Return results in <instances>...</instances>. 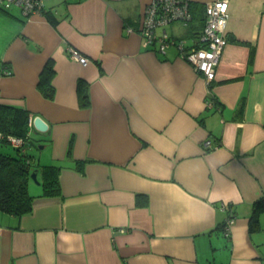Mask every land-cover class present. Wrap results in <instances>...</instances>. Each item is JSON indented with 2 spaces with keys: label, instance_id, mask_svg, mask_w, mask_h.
I'll use <instances>...</instances> for the list:
<instances>
[{
  "label": "crops",
  "instance_id": "1",
  "mask_svg": "<svg viewBox=\"0 0 264 264\" xmlns=\"http://www.w3.org/2000/svg\"><path fill=\"white\" fill-rule=\"evenodd\" d=\"M212 1L155 33L198 46ZM45 2L0 8V105L29 113L32 165L59 169L61 196L36 173L32 211L0 212V264H264V0L228 1L212 82L175 45L144 46L152 0Z\"/></svg>",
  "mask_w": 264,
  "mask_h": 264
},
{
  "label": "built area",
  "instance_id": "2",
  "mask_svg": "<svg viewBox=\"0 0 264 264\" xmlns=\"http://www.w3.org/2000/svg\"><path fill=\"white\" fill-rule=\"evenodd\" d=\"M228 1L214 0L204 5L205 23L199 37L198 46L186 48L183 41L177 43L178 46H181L178 50L185 62L197 72H201L208 82L215 79L217 63L220 60L223 48L227 45L225 28L229 18L227 16ZM44 4V0H0L2 10L18 8L27 17L39 13ZM187 5L188 0H152L144 12L143 23L139 30L144 46L150 48L156 45V51L162 54L169 49L170 40H168L166 33L163 32L161 36H157L155 32L157 29H162L174 23H180L182 26L188 25L192 19L190 8ZM69 54L72 60L78 64L88 65L89 61L76 50H69ZM11 141L15 147H22L23 141L15 139ZM210 146V142L205 143V148H210ZM232 222L231 217L226 220L223 226V235L226 237L230 236Z\"/></svg>",
  "mask_w": 264,
  "mask_h": 264
},
{
  "label": "trees",
  "instance_id": "3",
  "mask_svg": "<svg viewBox=\"0 0 264 264\" xmlns=\"http://www.w3.org/2000/svg\"><path fill=\"white\" fill-rule=\"evenodd\" d=\"M190 10L197 16L201 8L188 2ZM192 13V14H193ZM29 113L12 105H0V145L11 148L13 152H0V212L12 217L21 218L32 211L34 197L29 194V181L33 173L43 178L42 197H59L60 184L58 168L48 166L35 169L29 160L28 144L30 138ZM12 139L23 141L22 147H15ZM264 209V197L257 200L252 207V223L257 222L258 214ZM232 217V216H231ZM230 217V218H231ZM252 228V226L250 227ZM223 233V227H222Z\"/></svg>",
  "mask_w": 264,
  "mask_h": 264
},
{
  "label": "rangeland",
  "instance_id": "4",
  "mask_svg": "<svg viewBox=\"0 0 264 264\" xmlns=\"http://www.w3.org/2000/svg\"><path fill=\"white\" fill-rule=\"evenodd\" d=\"M46 0H44V2H45ZM46 3V2H45ZM190 10V9H189ZM190 13H191V19L193 20V14H192V11L190 10ZM167 35V34H166ZM167 37H168V40H170V44H168L169 45V47H175L176 45L174 44V41H173V39H171L168 35H167ZM185 43V42H184ZM175 45V46H174ZM178 49H180V47L181 46H176ZM187 48V47H186ZM223 50H224V48H223ZM222 53H223V51H222ZM221 53V56H220V60H221V58H222V56H223V54ZM219 60V61H220ZM219 61H218V63H217V68H218V64H219ZM216 68V69H217ZM195 72H197V70H195ZM27 148H30L29 149V151H28V156H29V160H32V162L34 163L35 162V160H34V155L37 153H39V151H40V148H39V145L36 143V141H34V142H32V144H31V146L29 147H27ZM7 149H9V150H11L10 148H7ZM12 151H13V149H12ZM34 183V182H33ZM35 184V183H34ZM36 186V187H35ZM35 188H37L38 189V187L39 186H37L36 184H35Z\"/></svg>",
  "mask_w": 264,
  "mask_h": 264
},
{
  "label": "water",
  "instance_id": "5",
  "mask_svg": "<svg viewBox=\"0 0 264 264\" xmlns=\"http://www.w3.org/2000/svg\"><path fill=\"white\" fill-rule=\"evenodd\" d=\"M32 124L35 131H37L40 134H45L48 130V124L44 123V121L40 117L33 118ZM30 180L35 184L39 185V183L37 182V174L33 173L30 176Z\"/></svg>",
  "mask_w": 264,
  "mask_h": 264
}]
</instances>
